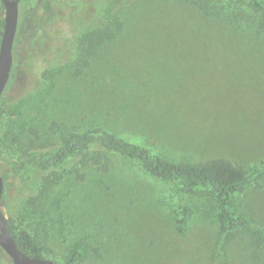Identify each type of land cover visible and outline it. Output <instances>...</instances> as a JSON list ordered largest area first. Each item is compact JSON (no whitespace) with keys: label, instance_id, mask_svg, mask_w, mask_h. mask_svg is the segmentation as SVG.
Returning a JSON list of instances; mask_svg holds the SVG:
<instances>
[{"label":"rangeland","instance_id":"rangeland-1","mask_svg":"<svg viewBox=\"0 0 264 264\" xmlns=\"http://www.w3.org/2000/svg\"><path fill=\"white\" fill-rule=\"evenodd\" d=\"M251 6L20 0L0 97V174L19 148L48 149L85 128H102L171 163L226 158L246 170L264 163V25L255 35L244 29L245 21L261 19ZM195 21L213 35L202 38ZM102 24L111 38L89 46L84 62L77 36ZM107 159L106 172L78 165L82 179L69 172L71 160L58 180L48 177L49 186L40 179L51 172L31 168L10 177L3 215L61 263L86 241L89 255L77 264H264V179L235 196V212L250 225L225 241L213 199L182 196L137 160L115 153ZM183 204L189 214L179 230ZM0 264L12 263L0 255Z\"/></svg>","mask_w":264,"mask_h":264},{"label":"trees","instance_id":"trees-1","mask_svg":"<svg viewBox=\"0 0 264 264\" xmlns=\"http://www.w3.org/2000/svg\"><path fill=\"white\" fill-rule=\"evenodd\" d=\"M249 1L251 7L254 8V14L261 17V19L251 23L245 21L244 29L248 31L249 35H255L254 32L260 33L263 30L261 27L264 25V0ZM45 10L49 12L48 4L45 5ZM195 22L197 23V21ZM2 25L3 18L0 19V35ZM103 25L88 29V32L85 31L77 36L76 47L83 61L92 50L89 46L111 38L109 29L102 28ZM206 27L207 25L200 21L197 23L202 38L213 35V33L208 32ZM197 38L200 39L198 35ZM51 73L50 69L44 70L42 73L43 79H47ZM2 105L3 103L0 101V114L2 113ZM112 153L139 161L142 169L149 175L175 184L182 196L202 194L213 199L217 210L216 220L219 235L225 241H230L238 230L250 225L246 218L235 212L233 201L235 196L243 192L246 187L264 179V163L253 166L249 170L232 163L226 158H211L195 163H171L163 160L160 156L152 154L144 146L128 142L102 128H85L70 132L62 136L58 143L48 149L19 148L15 151L14 159L8 164L6 172L0 175L4 186H6L10 177L21 176L31 168L37 169L40 173L51 172V175L45 177L42 175L40 179L42 186H49L48 177H56V180H58L63 173L67 172L66 165L71 160H75V162L69 172H72L75 178L82 179V175L78 172V165L80 167L95 166L100 171H108L109 160L107 155ZM57 173L59 175H56ZM36 179H34L30 189L35 188L36 182H38ZM3 196L4 193L2 198ZM30 199L34 200L35 196ZM188 214L187 206L181 205L178 210L177 228L179 230L186 222ZM7 223L16 246L21 252L30 257L47 259L43 247L37 245L30 234L23 229H18L12 218H7ZM261 230L264 232V227H261ZM0 255L11 261L1 248ZM88 255V243L78 241L69 248L62 263L60 260L54 262L56 264H77L85 260Z\"/></svg>","mask_w":264,"mask_h":264},{"label":"water","instance_id":"water-1","mask_svg":"<svg viewBox=\"0 0 264 264\" xmlns=\"http://www.w3.org/2000/svg\"><path fill=\"white\" fill-rule=\"evenodd\" d=\"M20 0H0L4 17L0 35V97L8 82L12 67V48L18 23V3ZM3 179L0 175V205L3 194ZM0 248L10 258L12 264H56L50 259L30 257L21 252L10 233L7 219L0 208Z\"/></svg>","mask_w":264,"mask_h":264},{"label":"flooded vegetation","instance_id":"flooded-vegetation-1","mask_svg":"<svg viewBox=\"0 0 264 264\" xmlns=\"http://www.w3.org/2000/svg\"><path fill=\"white\" fill-rule=\"evenodd\" d=\"M19 4V3H18Z\"/></svg>","mask_w":264,"mask_h":264}]
</instances>
